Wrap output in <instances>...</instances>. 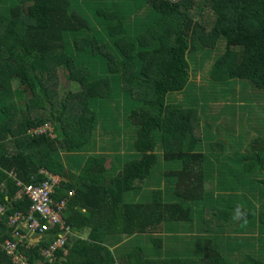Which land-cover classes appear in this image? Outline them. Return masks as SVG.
Segmentation results:
<instances>
[{
    "label": "trees",
    "instance_id": "1",
    "mask_svg": "<svg viewBox=\"0 0 264 264\" xmlns=\"http://www.w3.org/2000/svg\"><path fill=\"white\" fill-rule=\"evenodd\" d=\"M251 88L264 0H0V264H264V117L221 140ZM49 175L72 230L52 262L60 225L33 246L9 224Z\"/></svg>",
    "mask_w": 264,
    "mask_h": 264
},
{
    "label": "built area",
    "instance_id": "2",
    "mask_svg": "<svg viewBox=\"0 0 264 264\" xmlns=\"http://www.w3.org/2000/svg\"><path fill=\"white\" fill-rule=\"evenodd\" d=\"M45 132L44 129H39L38 133ZM49 180L43 182L41 185H27L24 187L21 193L29 198L31 205L26 215L22 213H16L10 216L9 224L17 225L20 221L27 222L28 228L32 233H39L41 235L46 234V228L43 227V222H46L48 227H54L60 225L61 229L65 231L56 240L44 247L42 254L49 262H52L56 258V250L59 247H64L68 241V233H71V227L68 226L63 220V209L66 207V201L56 203L53 199L56 186L61 182V178L58 176L49 175ZM5 211L4 206H0V221L1 216ZM19 234V233H18ZM23 240V235H20ZM9 243V249L14 250V244ZM15 261L21 264H29L23 255L15 256Z\"/></svg>",
    "mask_w": 264,
    "mask_h": 264
},
{
    "label": "crops",
    "instance_id": "3",
    "mask_svg": "<svg viewBox=\"0 0 264 264\" xmlns=\"http://www.w3.org/2000/svg\"><path fill=\"white\" fill-rule=\"evenodd\" d=\"M217 106V105H216ZM215 104H212L211 105V107L209 108V110L207 111V113L209 114V117H208V119L213 115V114H215V111H214V109H215ZM208 119H207V121H208ZM239 119V118H238ZM237 119V117H236V121H237V123H236V125L235 126H233V124L231 125V124H228V125H226V128H227V130H228V133H225L222 137H221V140L223 139L224 141H226V143H240V140H241V138H242V136L244 135V133H242L241 132V129H243V130H245V131H250L249 129H247V127H246V125L242 122V125H243V127L240 125V121ZM207 121H204V120H202V122H201V124H202V128H203V131H204V133H206L207 132V130H209L211 133H214V131H215V128H214V126H211V127H209L210 125L208 124V122ZM258 123V122H257ZM257 126H259V127H261L262 129H264V126H260V125H257ZM256 126V127H257ZM255 134V132H252V135L248 138V140H252V136ZM228 136V139L227 138H225L224 136ZM227 139V140H226ZM211 141H215V139H210ZM205 151V150H204ZM205 153H206V151H205ZM210 159L214 162V158L212 157V155H211V153H210ZM227 179H231L230 178V175H229V173H228V177H227ZM227 185V188L226 189H224V190H226V192L228 193V194H230V193H233V190H232V184H226ZM222 186V185H221ZM221 186H219L218 185V183L216 182V185H215V191H216V194H219L220 193V187ZM238 193L241 195V193H240V191H238ZM246 194H248L247 192H245ZM17 196H23V194L21 193V192H19L18 193V195ZM20 229H21V233L23 234V239L28 243V245H36V244H38V243H40L41 241H44V240H47V238L45 237V235L46 234H44V235H41V234H39V233H32L30 230H29V228H28V223L27 222H21L20 223ZM88 233H89V230L88 229H86V230H84L83 232H81V233H79L78 234V237H80L81 239H86L87 238V236H88ZM46 259V258H45ZM44 261V260H43ZM43 261H40V263L41 262H43ZM44 263V262H43ZM45 264V263H44Z\"/></svg>",
    "mask_w": 264,
    "mask_h": 264
},
{
    "label": "rangeland",
    "instance_id": "4",
    "mask_svg": "<svg viewBox=\"0 0 264 264\" xmlns=\"http://www.w3.org/2000/svg\"><path fill=\"white\" fill-rule=\"evenodd\" d=\"M225 50L226 49H224V51ZM219 53L220 52L218 51V49L210 52V55L207 56V59H209L208 65L202 71H198L196 73L195 82H197L198 84L199 83L202 84V83L206 82V80L208 78V70H209L208 67H210V65L213 63L214 59L216 57H218V55L221 56L224 52L221 55ZM200 56L202 57V59H204L203 54H201ZM192 65H193V67L196 66L194 64V59H192ZM67 86H68V83L63 80L61 83L62 91H66ZM249 93H250V97H248V96L245 97L246 100L243 101L242 106L237 105L232 110H230V112L239 111L238 114L236 115V117H237V119L239 118L238 120L241 122L240 125L242 127H243L242 122H244V119H245V121H247V119L250 118L251 121H253L254 123H257V122H260L264 117V110H261V108L264 107V92H259L261 94L255 95V91L251 88L249 90ZM251 98L254 100H252ZM257 106L259 109L250 110L251 108H255ZM248 110H250V111L248 112ZM247 112H248V115H247V117H245V114ZM163 236H166V235L164 234ZM179 237H181V236H179ZM165 239H166V243H176V241L171 237L170 238L165 237ZM176 244H178V243H176ZM43 249H44V247L42 248V252H43Z\"/></svg>",
    "mask_w": 264,
    "mask_h": 264
},
{
    "label": "clouds",
    "instance_id": "5",
    "mask_svg": "<svg viewBox=\"0 0 264 264\" xmlns=\"http://www.w3.org/2000/svg\"><path fill=\"white\" fill-rule=\"evenodd\" d=\"M232 219L233 221H240L241 226H244L248 222V213L245 210H242V206L237 205L234 210Z\"/></svg>",
    "mask_w": 264,
    "mask_h": 264
}]
</instances>
